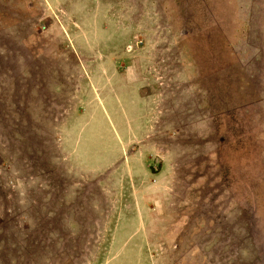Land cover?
Segmentation results:
<instances>
[{
	"label": "rangeland",
	"instance_id": "rangeland-1",
	"mask_svg": "<svg viewBox=\"0 0 264 264\" xmlns=\"http://www.w3.org/2000/svg\"><path fill=\"white\" fill-rule=\"evenodd\" d=\"M0 264H264V0H0Z\"/></svg>",
	"mask_w": 264,
	"mask_h": 264
}]
</instances>
